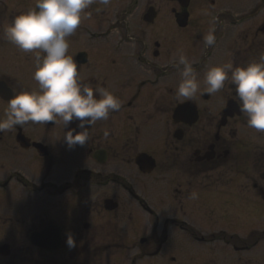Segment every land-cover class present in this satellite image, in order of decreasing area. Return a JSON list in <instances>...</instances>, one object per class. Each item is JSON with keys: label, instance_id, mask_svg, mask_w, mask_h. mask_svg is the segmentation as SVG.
I'll return each instance as SVG.
<instances>
[{"label": "rangeland", "instance_id": "374dc122", "mask_svg": "<svg viewBox=\"0 0 264 264\" xmlns=\"http://www.w3.org/2000/svg\"><path fill=\"white\" fill-rule=\"evenodd\" d=\"M150 2L160 8V17L153 23L141 19L143 10ZM258 2L260 0H249L248 2L247 0H226V2L217 4V6H212L208 2L206 13L210 17L204 23L205 27L200 30L201 33H198L199 31L195 30V27L178 33L168 23L172 7H177L176 1H119L120 6L117 8H120L119 10L122 12L126 11L120 19L122 20L121 24L125 28L135 25L136 29L143 28V30H146L143 43L144 51L146 44L154 43V39L161 42L160 46L162 48L155 47L160 49L159 56L154 55L152 51L146 53L141 51L137 53L138 61L140 62L144 57H151L158 66L167 65L164 71L159 69L153 73L149 72L151 75L146 70L141 69L142 75L139 74V82L146 80L148 85L144 87L139 98L142 99L143 95L147 93L156 95L162 91L167 97L168 110L153 108V101H150L146 107H140L142 103L139 101L138 108L132 111L135 116L134 120L141 125V129H139L140 136L138 135L136 140L137 135L134 133L133 138L138 143L137 153L148 148L150 152L158 156L161 167L157 168L152 174H145L135 164V155L131 160L132 162L120 157L118 159L110 158L104 164H100L85 153V144L83 146L77 144L71 149L65 145L66 150L61 151L58 147L56 151L55 147L63 145L65 143L64 139H57L51 143L49 141L50 136L43 132L44 129H35L34 131L37 134L39 130L41 131L42 138L45 139L46 143L51 144L50 147L53 152L56 151L59 158L57 163L59 162V164L50 169L51 158L41 155L34 156L31 150H23L24 155H20V159L24 162L23 167H21V174H26L28 179L34 177L39 189L32 191L33 187L25 186L26 190L31 188L33 193L29 199L23 201L20 205L10 202L3 207L0 204V242L9 241L12 244V254L4 258L0 255V264H42L43 260L45 264H52L53 258L51 257L57 259L55 264H61V262L67 260V264H78L87 260L93 243L98 246L103 245L106 250L94 255V259H90L92 262L86 264H244L249 257H252L253 260H258L256 258L264 260V202L261 197L256 195L254 191H241L240 188L233 186L229 189V192L223 194L220 192L219 195L215 196L216 199L211 203L209 202L210 209L204 206L206 208L203 207L202 213H200L197 206L195 208L192 206L191 201H193L194 195L190 198L185 197V187H182L180 193L177 189L175 194V188L182 186L184 183V176L182 177L178 166L174 165L175 163L173 164L174 157H176L175 150L169 146V151H166L167 147L164 144V139H162L164 138L162 128L167 121L171 132L176 129L172 117L176 103L187 100L185 98L178 99L176 96L183 66L178 64V57H174V54H177L178 50H182L197 72L200 89L194 97L189 99H198L199 104L203 106L223 105L224 102L226 103V93L231 94L232 92L231 82L226 81L222 90L210 94V99L205 101L203 94L206 92L207 86L204 84V73L208 67L214 65L226 63L234 65L235 61L232 60V56L235 55L234 52L236 53L237 50L239 51L238 55H243L240 54V51L247 49L246 45L243 46V43H241V39L246 35L243 29L249 27L254 33L257 26L264 23V0ZM259 7L261 8L259 9ZM109 8L111 7L108 6L107 9ZM219 9H227L229 13H237L238 16L233 17V21L230 22L227 18L228 13L216 14ZM84 12L86 13V11ZM85 13H82V15ZM114 13V11L108 10L98 13L97 16H93L89 12L86 13L89 18L83 19L81 24H85L89 29L88 32L85 30L84 37L87 39V36L90 35L93 41L99 38L103 40L90 43L85 41V43L87 42L85 44L83 40H80L83 37L80 34L82 30L77 29L74 34L73 45L75 51L73 56H75L77 50L86 48L91 53L89 59L92 62L91 65H97L101 57L119 55L111 52L110 45L105 41V39L110 41V37L114 36L112 31L101 32L105 26L110 25L115 19ZM217 25L221 26L219 28L222 31L220 29V32L218 29V31L216 30ZM211 27H214L216 31V43L208 47L203 42V36ZM250 32L253 34L252 31ZM238 36L240 37L239 40ZM115 39L114 37V41H116ZM261 39H264V34L261 35ZM237 44L239 45L238 49ZM115 48L117 47L113 46L114 50ZM152 50H154V47ZM77 65L78 72H81L79 64ZM95 67L97 69L99 67L100 70H98L101 71L102 66L100 64ZM153 67H155V64ZM9 68L24 75L23 85L28 86L30 91L38 90V82L33 79L36 70L35 64L21 65L16 70L15 65H9ZM105 79L110 83L112 82L110 75H107ZM166 88L168 89L167 92ZM24 90H27V88L24 87ZM122 118L123 111L115 112L109 115L108 119L99 120L101 123L97 121L92 126L86 125L87 131L91 135L93 128L99 125L101 130L108 134H110L109 130L113 129L120 147L122 140L128 133L127 127H123ZM57 119L62 121L59 118ZM208 119L209 115L207 118H201L195 125V130L199 134L201 133L203 138L209 135L203 134V130L210 129ZM245 120V118L237 119V121L243 123ZM72 122L76 123L75 125L79 123L77 120ZM245 124L238 126L241 135L250 138L254 142L264 144V133L257 132ZM46 126L49 127L47 133H50L51 126ZM88 166H96L105 174H108L111 170H117L120 174L118 177L120 189L114 190L113 183L110 186L106 185V188H104L99 186L98 183L89 182L88 192L84 194V197L89 196L92 198L95 193L115 194L120 206L113 213L105 214L102 212L101 215L96 213L98 210L89 208L90 213L86 218L91 222V229H83V234L88 237L95 231L96 227L101 229L100 223L108 224V218H111L113 226L117 228L116 235L109 238L101 235L94 242L89 241L86 244L83 240L77 239L74 248H69L65 244V251L57 252L56 255L33 246L25 233L32 227H40L41 223L47 224V220L55 213V207L57 206L51 198L53 184L55 182L61 184V182L71 179L72 174ZM250 167L253 168V166ZM0 172L3 173L2 170ZM104 176L107 179V176ZM255 179L264 183L263 177H255ZM25 185L27 184L25 183ZM20 186L25 189L24 186ZM186 195L188 194L186 193ZM62 199L57 205L69 207L68 214L71 217L67 219V224L70 228H76L74 224L77 223L78 218L75 213H77V209L79 210V207L76 209V206L83 199H72L69 193H66ZM208 209L211 211L209 212ZM98 232L102 234L101 230H98ZM252 232L257 233L261 239L256 244H253L254 240H251L250 243L253 247H250L248 251L244 249L246 246L243 245L242 238L248 237L247 235ZM213 233L216 234L215 237L211 235ZM220 233L227 235V242L217 237ZM144 236L147 240L143 242L141 238ZM201 237L205 238L202 240ZM210 257L212 258L209 260Z\"/></svg>", "mask_w": 264, "mask_h": 264}, {"label": "flooded vegetation", "instance_id": "af4514ba", "mask_svg": "<svg viewBox=\"0 0 264 264\" xmlns=\"http://www.w3.org/2000/svg\"><path fill=\"white\" fill-rule=\"evenodd\" d=\"M119 1L120 0H110L108 5H103L99 3V0H97L96 3H93L88 9L84 10L86 13L89 12L93 16H97L98 13L105 12L107 10L115 12V19H113L110 25L105 26L106 30L104 28V30L101 32L105 33L106 31H112L114 36L110 37L108 44L112 49L111 52H114L115 55L118 53L119 55L99 58L98 64L102 66L101 71H99V67V70L95 67L98 64L91 65L92 62L89 61L91 53L86 48L76 51L79 53L80 51L87 50L86 52H88L89 57L86 63L78 62L76 54L74 56V59L81 68V72H79V74L84 77L85 83H89L93 87L99 83L101 86L108 88L116 97L119 98L121 107L116 112L123 111V127H127L128 131L124 140H122L123 142L120 147L113 129L109 130L110 134L107 136H105V132L101 130L100 125L93 128L91 135H89L88 132V140L85 143L84 149L86 151L85 153L90 155L91 159L100 164H104L110 158L118 159L120 157H123L124 160H128L130 162L134 155V161L136 164V156L139 153H137L138 143L136 140L138 139V135L140 136L139 129H141V125L137 124L136 120H134L135 116L132 111L138 108L139 101L142 103L140 107H146V105H149L150 101H153V108H159L166 111L168 110V106L166 104L167 97L162 91L156 95L147 93L143 95L144 97L142 99L139 98L144 87L148 85L146 80L139 82V74L142 75L141 69L146 70L147 73H153L155 70L158 71L159 69L164 71L167 65L162 64L161 66H158V64L151 57H144L142 60L140 59V62L138 61L137 53L144 51L143 43L145 41L144 35H146V30H143V28L136 29L135 25L130 26V28H125V26L121 24L122 20L120 19L122 14H124L126 11L122 12L119 10L120 8H117L120 6ZM165 1L174 2L175 0ZM224 1L226 2V0H190L186 24L182 26L180 25V18L183 16V13L186 12V8L181 2L179 3L176 1L177 7H172L168 23L178 33L192 27L193 29L195 27V30H198V33H201L200 30L205 27L204 23L210 17V15L206 13L208 2L212 6H217V4H221ZM248 1L249 0H247V2ZM34 5L35 0H0V118L2 119H6L5 110L7 108L8 99H6L4 96L7 94V87L8 90L10 88L12 91L15 90L17 93L23 91L24 87L30 91L28 86L23 85L22 81L24 79V75L20 72L11 70L9 65H15L17 67L15 70L19 69L21 65H34L33 53L21 52L14 44L9 42L4 37V27L11 22L13 16L28 10ZM108 6L111 8L107 9ZM153 6H155L158 11V15L155 17V22L157 21L158 17H160V8H157L152 2L148 3L147 7L143 10L141 19L146 21V18H150L151 13L149 9L151 7L153 8ZM256 7H258V5H256ZM260 8L261 7H259V9ZM225 13H228L227 18H229L230 22L233 21V17L238 16L237 13H229L227 9H219L216 12L217 15ZM219 27L221 26L217 25L216 30H219ZM158 28L161 29L163 27ZM88 29L89 27L85 26V24H80L78 27V30H82V33L80 32V34L83 37H81L80 40H83L84 43L85 41H90V35H88L87 39L84 37L86 34L85 32ZM220 30L222 31V29ZM250 31L253 33V30L249 27H247V29H243V32H245L246 35L241 39V43H243V46L246 45L247 49L240 51V54L243 55H238V50L236 53L234 52L235 55L232 56V60L235 61L234 67L246 65L248 62L258 60L260 55L264 53V39H261V35L264 34V23H262L261 26L258 25L257 30L253 34H251ZM74 34L68 37V41L70 43L69 54L72 55H74L75 51L73 45L75 40ZM214 34H216V31ZM142 35L143 38L141 39ZM114 37L116 38V41H114ZM239 38L240 37L238 36V40ZM160 45L161 42L154 39V43L150 42L146 44L144 52L146 53L147 51H152L154 55L159 56L160 49L155 47L162 48ZM113 46L117 48L114 50ZM153 47L154 50H152ZM238 47L239 45L237 44V49ZM41 54L43 55V53ZM250 54L252 55L250 56ZM103 60L105 62H102ZM154 64L155 67H153ZM107 75H110L112 79L111 83L106 81L105 78ZM230 87L232 92L231 94L226 93V103L224 102V104L221 106H203L199 104L198 99H191L199 107V120L203 117L207 118L209 115L208 126H210V129L205 131L203 130V134L209 135H206L203 138L202 134H199L198 131L195 130V125L199 122V120L194 123H189V121H186V119L180 121L173 119L174 124L176 125L175 130L172 132L170 131L168 121L162 128L164 134V138L162 139H164V144L167 147L166 151H169V146L173 147L172 149L176 152V157H174L173 164L175 163L174 165L178 166V170L180 171L182 177L184 176V183L182 186L175 188V194L177 189L178 193H180L182 192V187H185V197L190 198L194 195L192 199L193 201H191V203L194 208L197 206L200 213H202L204 206L209 207L210 209L209 202H213L216 199L215 196L219 195L220 192L222 194L229 192V189L233 186L240 188L241 191H254L259 197H264V183L255 179V177L264 178V144H261L260 142H254L250 138L241 135V131L238 126L245 123V125H247L246 114L242 113L238 115L236 112L235 115L232 116H222L223 109L226 107L228 101L230 99L237 100L235 86L231 83ZM167 90L168 89L166 88V92ZM205 93L207 92H204L203 98L205 101H207L210 99V96L207 98ZM123 98H125V100H123ZM178 103L179 102H177L176 105ZM238 105L239 104L235 106L237 107ZM113 113L115 112H111L109 115H112ZM190 116L191 115H184L183 117L190 120ZM238 118H245L246 120L243 123L242 121H237ZM75 124L76 123L74 122H70L67 126H65L63 121H59L55 124L51 122L32 124L29 122L24 126H14L12 129L0 133V170L3 171V173L0 172V204L3 205V207H5L10 202H15V204L20 205L23 201L29 199L33 192H31V188L30 190H26L25 186L33 187L32 191L39 189L37 187L39 185H36L37 183L32 175L31 176L33 179H28L26 174H21V167H23L24 162L20 158L22 155H24V153H22L23 150H31L34 156H40V153L37 147L34 145V142L41 141L45 143V145H48L50 153L46 156L51 158L50 169L59 164V162L57 163V161H59V158L56 154V151L58 150L57 148L59 147V150L61 151L66 150L65 145L67 144L64 143L63 145H57L55 147L56 151L53 152V149L50 147L51 144L46 143L45 139L42 138L43 135H40L42 134L41 131L39 130L37 134V132L34 130L44 129L43 132L49 134V141L52 143L57 139H64L63 137L66 132L71 129H76L73 134L80 132V130L83 131L82 129L79 130ZM46 125L51 126L50 133H47L49 127L47 128ZM134 133L137 135L136 140L133 139ZM21 137L25 139L24 142L22 141ZM140 152H147L156 159L155 169H153L154 171L161 167V162L157 158L158 156L150 152L148 148L143 149ZM250 166H253V168ZM104 175L107 176V179H105ZM119 175V172L115 169L109 171L108 174H105L102 172V170L96 168V166H88L83 167L78 172L72 174L71 179L61 182V184L56 182L53 184L54 186L51 189V198L53 199V202L56 203L55 205L57 207H55L56 211L50 217V219L61 226V244L54 252H48L45 250L46 252L56 255L57 252L65 251V244L68 234H71L75 240H83V242H85L84 244L88 243L89 241L94 242L101 235L107 238L113 237L112 235H116L117 228L113 226L111 218H108V224L100 223L99 225L101 229L96 227L95 231L88 237L83 234L82 230L91 229V222L86 218V216L90 213L89 208L98 210L96 213L101 215L102 212L105 214L113 213L120 206V202L117 200L115 194L107 195L106 193H95L92 198L89 196L84 197V194L88 192L89 182L96 184L98 183L99 186L104 188H106V185L110 186L111 183H113L114 190L120 189V180L118 178ZM25 183L27 185H25ZM20 185L24 186L25 189H22ZM66 193H69L72 199H83V201H79L76 206V209L79 207V210L77 209V213H75L77 214L78 218L76 223L77 225L74 224L76 228H70L67 224V219L71 217V215L68 214L69 207L66 205H57L60 200H63L62 198L66 195ZM186 193L188 195H186ZM182 208L184 209V207ZM194 208L193 210L197 212ZM209 209L208 211L210 212L211 210ZM41 224L42 225H40V227H29L30 229L25 233L26 236L29 238L30 232L32 230L40 229L42 226L44 227L46 223ZM98 230H101L102 234H100ZM211 235L215 237L216 234L213 233ZM247 236L248 237L246 238H242V241L244 242L243 245L246 246L244 249L249 251L250 247H253L252 243H258V240L261 238L258 237L259 235L257 233H251ZM217 237L219 239L225 240L226 242L228 240L227 235L224 233L218 234ZM230 237H232V235H230ZM204 238L205 237H201L202 240ZM251 240H254V242L250 243ZM5 243H8V241L0 242V255L3 258L6 256H3L1 247ZM104 250L106 249L103 247V245L98 246L93 243L91 245V250L89 253L90 255L87 260H85V262H79L78 264L92 262L90 259H94V255L102 253ZM51 258H53L52 264L57 263V259L54 257ZM211 258L212 257H210L209 260ZM256 259L258 260H253L252 257H249L244 264H264V260H260L259 258ZM217 260L220 261L219 258H217ZM42 262V264H45L44 260ZM67 263L68 260L61 262V264Z\"/></svg>", "mask_w": 264, "mask_h": 264}, {"label": "clouds", "instance_id": "9594fccd", "mask_svg": "<svg viewBox=\"0 0 264 264\" xmlns=\"http://www.w3.org/2000/svg\"><path fill=\"white\" fill-rule=\"evenodd\" d=\"M97 0H35V5L12 17L4 27V37L21 52L33 53L35 72L33 79L38 90L13 91L7 101L6 119L0 118V133L14 126L54 122L62 120L67 126L73 120L79 121L76 129L66 132L64 138L68 148L77 144L83 146L88 140L86 125L92 126L99 120H106L111 112L120 109L121 104L108 88L99 83L93 87L84 82L78 72L77 61L69 54L72 36L89 18L84 13ZM108 5L110 0H99ZM215 28H209L203 42L211 47L216 43ZM43 53V55L41 54ZM178 64L182 65L180 83L176 89L178 99L194 97L200 89L198 75L192 62L182 50H178ZM230 81L240 110L247 116V126L264 133V53L258 60L246 65L232 63L208 67L204 73V84L209 94L219 92ZM108 133L105 132V136ZM66 244L76 246L68 234Z\"/></svg>", "mask_w": 264, "mask_h": 264}, {"label": "water", "instance_id": "95a60500", "mask_svg": "<svg viewBox=\"0 0 264 264\" xmlns=\"http://www.w3.org/2000/svg\"><path fill=\"white\" fill-rule=\"evenodd\" d=\"M180 1L185 5V7L188 6L189 0H180ZM154 15L155 14H153L149 18V20H153ZM187 16H188L187 12L183 13V16H181L180 18L181 25L186 24ZM85 60L86 58L85 59L81 58V61L85 62ZM235 105L237 104L233 102H229L227 108L224 110L223 116L226 117L227 115H234L235 111H237L238 113H241L240 109H238L239 106L236 107ZM184 115H188V116L191 115L190 116L191 119L189 120L187 118H184L183 117ZM174 117L176 121L186 119L190 123L195 122L198 118V111H197L196 104L191 101L180 103L175 110ZM21 139L24 142L25 139L24 138H21ZM35 145L39 147V149L41 150L43 154L48 153L46 145H42V143L40 142L35 143ZM137 162L140 164V168H142V170H145V171H148V170L151 171V169L155 167V160L147 153H140L139 156L137 157ZM31 240L33 243L37 245L44 246L45 248L51 251H54L61 244V226L55 225L53 221H50V224L46 228H44L42 231L33 232V234H31ZM3 250L5 254H9L10 252L9 245H5L3 247Z\"/></svg>", "mask_w": 264, "mask_h": 264}]
</instances>
